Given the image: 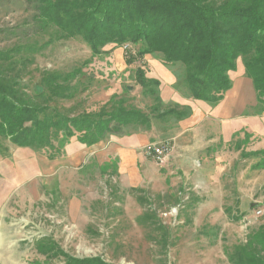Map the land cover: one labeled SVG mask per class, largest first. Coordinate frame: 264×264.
I'll return each instance as SVG.
<instances>
[{"label":"rangeland","instance_id":"1","mask_svg":"<svg viewBox=\"0 0 264 264\" xmlns=\"http://www.w3.org/2000/svg\"><path fill=\"white\" fill-rule=\"evenodd\" d=\"M32 2L0 0V68L9 69L0 74V84L19 81V91L42 104L45 76L80 69L68 92L72 97L51 106L70 115L121 104L151 111L154 98L142 86L131 89L136 71L108 69L107 47L94 56L81 37L58 39L56 28L36 26ZM133 48L140 45H130L128 55ZM168 65L177 77L175 88L189 95L184 66ZM176 116L153 118L149 129L156 137L141 147L144 153L148 144H168L164 164L146 155L147 163L126 168L118 157L107 162L83 157L77 153L85 147H72L82 143L76 137L52 158L49 151L0 135V264H62L63 258L38 251L45 243L114 264H254L248 252L264 257L251 246L264 225L262 157L233 139L202 145L193 161L180 160L183 153L193 155L183 150L175 152L180 159L173 155L166 133ZM143 130L129 125L112 135L138 139Z\"/></svg>","mask_w":264,"mask_h":264},{"label":"trees","instance_id":"2","mask_svg":"<svg viewBox=\"0 0 264 264\" xmlns=\"http://www.w3.org/2000/svg\"><path fill=\"white\" fill-rule=\"evenodd\" d=\"M30 1L38 10L36 26L56 28L58 39L81 37L94 56L110 44H139V55L161 54L167 65L182 64L190 96L210 104L220 102L232 87L229 72L237 69L242 58L257 92V112L264 111V0ZM6 70L0 68V74ZM80 72L45 76L41 85L47 93L42 104L21 93L19 81L8 82L10 86L0 84V135L23 147L49 151L53 158L61 155L74 137L91 146L109 134L121 133L126 126L149 127L153 118L175 114L183 119L192 112L189 106L163 108L160 81L147 78L141 67L135 80L156 103L149 113L121 104L110 111L70 115L51 106V101L72 97L73 91L68 93L73 89L71 82ZM122 101L126 102L125 98ZM251 246L264 255V225L254 234ZM38 251L47 258H63L62 264H114L99 255H71L54 243H45ZM254 255L248 252L247 259L264 264V257Z\"/></svg>","mask_w":264,"mask_h":264},{"label":"crops","instance_id":"3","mask_svg":"<svg viewBox=\"0 0 264 264\" xmlns=\"http://www.w3.org/2000/svg\"><path fill=\"white\" fill-rule=\"evenodd\" d=\"M105 50L107 52L105 60L111 66L107 67L108 69L117 71L131 69L135 72L141 67L145 70L147 78L160 81L159 94L163 102L191 108L192 112L188 117L176 118L174 122L171 120L173 124L169 126L166 133L167 139L173 141V155L176 158L181 157H177L179 154L176 155L175 152L183 150L182 152L193 156L188 159L183 153L184 158L180 160L193 161L202 145L215 144L219 141L228 143L233 139H239L244 146H247L250 153L260 155L264 162V111L257 112V92L253 80L246 75L242 58L237 61V69L229 72L232 87L227 90L220 102L210 104L196 100L190 94L180 93L175 88L177 77L174 71L156 54L139 55L138 50L133 48L134 52L127 58L123 47L112 44ZM128 60L131 62L129 63ZM135 82L131 89L135 88L136 91L143 89L141 84ZM149 127H145L138 139H120L109 134L91 146L74 141L72 147L73 149L81 148V150L85 147L82 152L77 153L83 154V157L93 156L101 162L118 157L125 168L129 165L136 167L139 162L147 163L149 160L141 148L145 143L150 142L151 138L156 137L154 129ZM133 171V175L137 176L135 170Z\"/></svg>","mask_w":264,"mask_h":264},{"label":"built area","instance_id":"4","mask_svg":"<svg viewBox=\"0 0 264 264\" xmlns=\"http://www.w3.org/2000/svg\"><path fill=\"white\" fill-rule=\"evenodd\" d=\"M129 47L130 44H124L123 48L126 52L125 54L127 55H128ZM169 151H170V147L168 144L151 143L144 148V155L155 158L159 163H166ZM259 213L261 214L262 212L259 211Z\"/></svg>","mask_w":264,"mask_h":264},{"label":"bare ground","instance_id":"5","mask_svg":"<svg viewBox=\"0 0 264 264\" xmlns=\"http://www.w3.org/2000/svg\"><path fill=\"white\" fill-rule=\"evenodd\" d=\"M161 164H164V163H161Z\"/></svg>","mask_w":264,"mask_h":264}]
</instances>
